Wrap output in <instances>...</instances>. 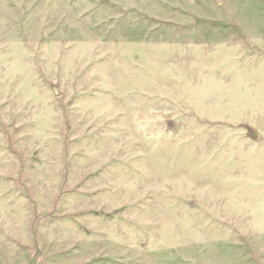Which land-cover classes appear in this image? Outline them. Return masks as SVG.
<instances>
[{"label":"rangeland","instance_id":"obj_1","mask_svg":"<svg viewBox=\"0 0 264 264\" xmlns=\"http://www.w3.org/2000/svg\"><path fill=\"white\" fill-rule=\"evenodd\" d=\"M0 264H264V0H0Z\"/></svg>","mask_w":264,"mask_h":264}]
</instances>
